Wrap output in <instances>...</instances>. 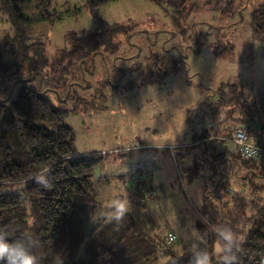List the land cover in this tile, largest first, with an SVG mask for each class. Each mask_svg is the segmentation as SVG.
<instances>
[{"label": "rangeland", "instance_id": "obj_1", "mask_svg": "<svg viewBox=\"0 0 264 264\" xmlns=\"http://www.w3.org/2000/svg\"><path fill=\"white\" fill-rule=\"evenodd\" d=\"M35 2L19 1L26 16L35 12ZM261 7L264 0H186L180 25L176 26L168 6L161 7L148 0H109L97 9V17L123 25L128 33L134 32L130 40L141 46L139 56L133 61L117 60L127 69L130 61L133 62V71L128 72L119 86L104 88L97 94L95 80L104 75L102 65L98 64L97 75L89 78L91 85L75 92L73 86L71 94L59 103L49 88L57 89L64 98L68 87L63 79L67 75L66 81L77 78L72 75L77 71L73 67L70 69L73 73L58 76L51 68L46 69L40 92L44 91L54 105L69 111L66 122L73 130L76 151L105 154L94 174L111 178V185L116 188L106 191L107 184L96 186L105 189L100 194L104 202L122 200L116 193L120 189L125 194L122 187H129L132 176L140 169L138 175L151 180L152 184H160L162 196L169 195L168 199L162 198L159 208L172 230L193 239H197V224L204 225L206 233H214L202 212L205 198L213 204L226 202L233 206L232 198H241L246 207L264 205V174L253 175L250 183L244 177V169L229 167L227 162L214 165L209 154L200 155L202 145L189 147L192 130L205 127L209 138L215 140L216 152H236L230 142L235 127L264 126V36L253 35L251 22L253 13ZM46 8L50 12L57 11L60 19L54 23H28L26 33L45 43L44 52L52 64L59 50L70 45L67 33L80 35L82 30L96 31L98 24L97 18L88 12L86 0H52ZM181 28L183 33H180ZM154 30H161L158 43L148 45L145 35L153 37ZM10 31L5 17L0 16V47L3 36ZM169 31L174 32V36L170 37ZM126 34L112 40L114 48L122 55L134 52L126 41ZM164 38L167 46L172 44L178 48L173 47L170 52V59H176L177 65L168 61L164 67H168L167 70L157 66L156 73H167L153 80L147 58L161 52L157 47ZM186 44L194 48H185ZM177 51L183 53V57H178ZM39 79L34 76L33 84L38 85ZM222 81L242 88L245 111H248L247 117H251L232 127L226 124V129L216 131L217 122L225 119L224 109L212 115L204 99ZM11 84L10 80L0 79V99L8 98ZM40 123L52 128L46 122ZM121 175L125 177V184L116 179Z\"/></svg>", "mask_w": 264, "mask_h": 264}, {"label": "trees", "instance_id": "obj_2", "mask_svg": "<svg viewBox=\"0 0 264 264\" xmlns=\"http://www.w3.org/2000/svg\"><path fill=\"white\" fill-rule=\"evenodd\" d=\"M19 1L0 0V16L5 17L11 30L3 36L0 47V79L12 82L9 98L0 100V232H7L13 240L23 239L36 255L37 264H195L203 253L209 255L211 264H223L215 248L218 241L223 243L219 229L229 228L237 238L232 249L235 264H264V205L246 207L241 198H232L233 206L213 204L205 198L202 212L214 233H206L204 225L197 224V239H193L172 230L159 208L162 198L169 195L162 196L160 184L138 175L140 169L132 176L131 185L122 187L126 193L120 189L116 193L122 200H102L100 194L105 189H97V185L107 184L106 191L116 188L111 178L94 174L105 154L78 153L73 130L66 122L69 111L54 105L46 94L40 97L39 82L34 85L26 77L35 73L39 79L41 73L44 81L47 68L58 76L67 75L85 53L108 48L113 51L112 36H132L134 32L97 17V9L109 0H86L88 12L97 18V30L67 33L70 45L59 50L52 65L44 52L45 43L26 33L28 23L60 19L57 11L46 8L52 0H36V10L30 16L24 14ZM148 1L168 6L175 19L182 16L186 0ZM251 22L253 35L263 37L264 7L253 13ZM169 57L167 61L152 60L153 80L167 73L156 75L157 66L167 70L164 67L168 61L177 65ZM67 78L63 79L66 86ZM204 101L212 115L224 109L225 119L217 122L216 131L251 117L245 111L242 88L235 83H218ZM209 137L207 128L193 129L189 147L202 145L200 155L209 154L214 165L227 162L229 167L244 169L250 183L253 175L264 174L255 161L237 152H216L215 140ZM195 164L198 172L199 164ZM116 179L120 184L126 182L122 175ZM121 206L126 210L117 220L115 209ZM168 231L176 235L171 244L165 240Z\"/></svg>", "mask_w": 264, "mask_h": 264}, {"label": "flooded vegetation", "instance_id": "obj_3", "mask_svg": "<svg viewBox=\"0 0 264 264\" xmlns=\"http://www.w3.org/2000/svg\"><path fill=\"white\" fill-rule=\"evenodd\" d=\"M174 21L176 19V26L180 25V20H181V16L177 17V18H172ZM141 30V29H140ZM182 31V28H181ZM180 31V33H181ZM145 33L148 34V32L146 30H144ZM171 31H169V36H174V32H172V34H170ZM160 31L154 30V34L153 37H151L150 35H145V40L146 43L148 45H155L158 43V35H159ZM84 35H86L84 33ZM117 36V35H115ZM115 36H112V40L114 39ZM126 41L128 43L129 46H131L132 48H134V52L131 54H120L118 52V50H116L114 48V45L112 44V40H111V44L110 47H113V51H111L110 48H108L106 51L105 50H93L91 52H87L85 53L84 57L80 58L78 61V64H74L72 65V67H75V70L77 71V73H73V76H77V78L75 79H71L68 83L67 87H75V91H77L78 89H85L86 87H89L91 84L89 83L90 80L89 78L93 75H97L96 73V68L98 66V64L102 65L103 67V73L104 75L101 78H96L95 82L97 84V88L95 89L97 94H100L103 92L102 89L104 88H115L117 86H119L120 82L124 79V77L128 74L129 71H133V59H135V57L139 56L140 50H141V46L137 43V42H133L130 40L131 36L130 34L125 35ZM167 39L164 38L163 40L160 41L159 46L157 47L158 50H160L161 52L155 53V54H151L148 58L147 61L151 63L152 65V60L154 59L156 60H160L161 58H163L164 60L167 61L168 57L166 56L169 55L170 56V52L172 51V49H174L172 44L171 47L166 45ZM104 47V46H103ZM109 47V46H108ZM186 47H190L191 49L194 48V46L192 47V45L190 44H186L184 46ZM103 49V48H102ZM175 49L178 50L177 46L175 47ZM165 53V54H164ZM177 55L178 57L181 56L183 57V53H181L180 51H177ZM170 59V57H169ZM117 60H119L120 62H126V61H130L129 63V68H125L122 65L117 63ZM173 60L175 61L174 64H177V60L173 58ZM72 62V61H71ZM74 62V61H73ZM101 67V68H102ZM154 71L153 70H149V73L152 74ZM148 73V72H147ZM156 74V71H155ZM160 74V73H159ZM39 75V74H38ZM157 75V74H156ZM33 76H36V74H34ZM40 78V75H39ZM27 79V78H26ZM30 81V80H29ZM42 86V80L41 78L39 79V85L38 88H41ZM49 91H51L53 93V96H55V98L58 100L59 103L63 102L65 100V98L68 96V94H71V90L68 91V93H66V95L64 96V98L60 97V93L57 91V89L55 90V88H49ZM40 92V90L38 91V93ZM43 94H45V92L43 91ZM43 96V95H42ZM2 100V99H0Z\"/></svg>", "mask_w": 264, "mask_h": 264}, {"label": "clouds", "instance_id": "obj_4", "mask_svg": "<svg viewBox=\"0 0 264 264\" xmlns=\"http://www.w3.org/2000/svg\"><path fill=\"white\" fill-rule=\"evenodd\" d=\"M39 179L43 180V177ZM125 210L123 206L116 208L114 217L120 219ZM219 236L223 243L217 242L216 254L223 264H235L236 257L232 249L237 238L229 228L219 229ZM0 264H37V257L23 239L13 240L7 232H0ZM195 264H211V258L203 253L196 258Z\"/></svg>", "mask_w": 264, "mask_h": 264}, {"label": "built area", "instance_id": "obj_5", "mask_svg": "<svg viewBox=\"0 0 264 264\" xmlns=\"http://www.w3.org/2000/svg\"><path fill=\"white\" fill-rule=\"evenodd\" d=\"M230 142L242 158L255 161L264 171V126L239 125L232 130ZM175 238V233L168 231L166 243Z\"/></svg>", "mask_w": 264, "mask_h": 264}, {"label": "water", "instance_id": "obj_6", "mask_svg": "<svg viewBox=\"0 0 264 264\" xmlns=\"http://www.w3.org/2000/svg\"><path fill=\"white\" fill-rule=\"evenodd\" d=\"M39 75H40V78L42 80V74L40 73ZM33 78H34V76H32L31 78H29L28 80H32ZM38 95L41 97L43 95V93L42 92H39ZM8 98H9V96H8Z\"/></svg>", "mask_w": 264, "mask_h": 264}]
</instances>
